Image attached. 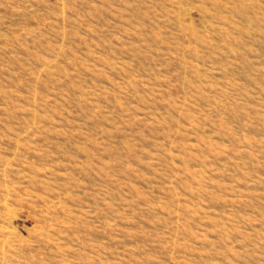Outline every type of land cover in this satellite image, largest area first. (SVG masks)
I'll return each instance as SVG.
<instances>
[{
    "label": "rangeland",
    "instance_id": "rangeland-1",
    "mask_svg": "<svg viewBox=\"0 0 264 264\" xmlns=\"http://www.w3.org/2000/svg\"><path fill=\"white\" fill-rule=\"evenodd\" d=\"M0 264H264V0H0Z\"/></svg>",
    "mask_w": 264,
    "mask_h": 264
}]
</instances>
